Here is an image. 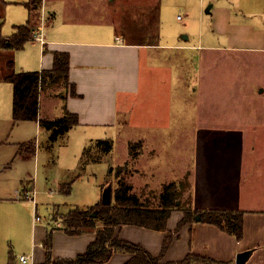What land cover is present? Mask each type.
I'll use <instances>...</instances> for the list:
<instances>
[{"label":"rangeland","instance_id":"1","mask_svg":"<svg viewBox=\"0 0 264 264\" xmlns=\"http://www.w3.org/2000/svg\"><path fill=\"white\" fill-rule=\"evenodd\" d=\"M45 2L50 5L51 0ZM112 9L116 11V3L111 0H65L64 8L56 7L49 17L42 14L41 22L49 24L50 19L57 26L72 21H109L122 26L126 18L114 15ZM158 10L162 33L150 37L158 40L155 35L161 33V41L185 43L183 32L190 37L188 44H197L201 26L197 0H162V10ZM19 17L18 11L8 15L0 33L12 32V21ZM128 36L146 39L138 34ZM25 42L21 53L34 57L35 45ZM12 49L8 57L14 61L12 54L19 49ZM4 59L0 54V77L11 71ZM22 68L14 67L27 70ZM68 89L62 81L47 85L40 96V116H63ZM262 89L264 57L257 52L161 46L143 52L139 91L121 95L118 123L74 124L52 137V130L39 121H14L13 84L0 78L3 194L14 195L17 190L21 198L26 193L32 197L22 198L21 206L24 222L30 219L31 231L27 233L24 226L22 239L8 242L12 253L30 255L33 241L38 245L51 234L52 257L57 259L73 239L64 229L63 217L76 206L96 205L106 184L111 181L116 190L120 177L155 205L165 184L177 182L181 209L172 213L166 231L142 226L118 231L120 238L143 245L153 255L162 256L164 263L178 262L189 253L190 233L178 230L183 208L264 210ZM99 139L110 141L109 152L102 151ZM31 143L36 152L26 151ZM34 210L40 218L35 219L38 227L33 233ZM176 231L179 234H173L164 252L166 234ZM18 264H30V259Z\"/></svg>","mask_w":264,"mask_h":264},{"label":"crops","instance_id":"2","mask_svg":"<svg viewBox=\"0 0 264 264\" xmlns=\"http://www.w3.org/2000/svg\"><path fill=\"white\" fill-rule=\"evenodd\" d=\"M26 1L28 0H0L1 28L4 27L8 15L15 11L20 14L19 19L12 21V32L6 33L2 30L1 38L16 37L17 25L27 23L29 10ZM45 1L43 0L42 3L41 17L42 14H48L49 17L55 12L56 7L65 6V0H51L50 5ZM111 1L116 3V11L112 9L114 15L122 16V19L126 18L122 26L113 25L109 21L88 23L72 21L55 26L49 19V24L41 22L40 30L35 32L32 30L34 36L27 39L35 45L34 49L37 53L34 57L21 53L26 49V42L23 49L13 51L12 54L15 68L21 65L22 69L43 70L53 67L55 50L70 53V84L64 97H66V110L78 114L80 125L98 126L118 123L121 95L139 91L142 54L145 50L161 46L206 47L209 50L257 52L264 57V0H197L201 26L197 44L193 45L188 44L190 37L183 32L181 38L186 41L185 43H168L159 40L162 20L156 18V13L159 12L158 8L161 7L162 10V0ZM182 1L186 2V0ZM109 4L108 8H111L112 5L110 2ZM17 6L23 9H16ZM185 8L188 10V7ZM155 32H161L160 35H155L158 40L150 37ZM128 34L143 35L146 39L134 40L129 38ZM11 50L13 49L0 48V54L5 56L4 65L8 66L12 61L8 57ZM6 74L4 73L0 78H4ZM72 89L75 90V94L71 93ZM4 166L6 167L5 164L2 165ZM4 187L5 184L0 182V264L8 263L9 254L12 252L9 244L11 242L14 244L15 240L18 243V239H22L24 226L27 233L31 231L28 224L30 219L24 222L21 193L16 190L14 195H4ZM31 198L27 193V197L24 196L23 200ZM176 210L179 209L173 210L172 213ZM244 211V236L240 240L218 225L201 220L183 226L182 228L190 233L191 242L188 252L206 256L215 262L235 264L240 251L253 248V253L246 264H264V210ZM37 215L34 210V216L32 215L31 218L34 223L33 233L38 227L35 220ZM129 226L137 225H124L120 229ZM68 235L73 238L70 247L63 254L56 253L58 257H75L84 252L94 239L95 232ZM45 239L38 245L33 241L31 254H25L30 257V264L45 262L46 250L43 244ZM37 246L41 247L42 251ZM52 252H55V249ZM18 255L15 254L16 264L21 262ZM41 255L43 258H40ZM128 258L129 254L117 252L105 264H120Z\"/></svg>","mask_w":264,"mask_h":264},{"label":"trees","instance_id":"3","mask_svg":"<svg viewBox=\"0 0 264 264\" xmlns=\"http://www.w3.org/2000/svg\"><path fill=\"white\" fill-rule=\"evenodd\" d=\"M43 0H28L26 6L29 10V18L26 24L17 25V36L14 38H1L0 48H17L24 46L25 40L34 36L32 30L41 28V7ZM11 69L5 75V79L13 84V106L12 114L15 122L32 120L39 121L48 130H52V137L63 129L72 127L79 123L77 113L66 110L65 114L55 119L43 118L39 114V100L42 90L47 85L59 82L69 83L70 53L68 51L55 50L54 63L50 69L22 70L14 69L13 61L8 63ZM75 94V90H71ZM109 152L112 144L109 140L99 139L97 142ZM140 145V143H138ZM134 145H130L132 150ZM33 148V149H32ZM26 151H34V145L29 144ZM120 170V169H119ZM118 170V171H119ZM119 185L113 190L112 201L104 204L102 200L91 207L76 206L64 217L65 231L70 235L95 232L94 239L89 243L87 249L75 257H52V237L48 234L44 247L46 260L41 264H105L117 252L129 254V258L120 264H213L214 260L195 253H188L186 257L178 262L164 263L162 256L153 255L143 245L130 242L119 237L118 230L124 225H137L155 230H167L168 219L175 209H181L178 203L177 182L166 183L157 205L152 204L150 199L143 198L134 192L132 185L120 177ZM25 193V192H24ZM27 197V193L25 195ZM184 216L180 220L178 230L188 223L197 221L196 215H201V221L218 225L223 230L234 234L237 239L244 236V210L238 209H193L183 208ZM97 212L93 216V212ZM119 228V229H118ZM177 230V231H178ZM168 232L165 236L164 252L172 241L173 234ZM7 264H16L15 255L10 252Z\"/></svg>","mask_w":264,"mask_h":264},{"label":"water","instance_id":"4","mask_svg":"<svg viewBox=\"0 0 264 264\" xmlns=\"http://www.w3.org/2000/svg\"><path fill=\"white\" fill-rule=\"evenodd\" d=\"M208 10V9H207ZM112 196H113V186H112V183L111 181L108 182L106 184V186L104 187L103 189V193H102V202L104 204H109L111 203L112 201ZM179 203V201H178ZM96 211L93 212V216L96 215ZM196 219L197 220H200L201 219V215L200 214H197L196 215ZM253 248L251 249H246V250H243V251H240L238 254H237V257H236V261H235V264H246L248 259L250 258L251 254L253 253ZM213 264H225V263H219V262H215Z\"/></svg>","mask_w":264,"mask_h":264},{"label":"built area","instance_id":"5","mask_svg":"<svg viewBox=\"0 0 264 264\" xmlns=\"http://www.w3.org/2000/svg\"><path fill=\"white\" fill-rule=\"evenodd\" d=\"M39 35H41L40 37H41V39H42V33H40ZM118 40H120L119 37H118ZM39 218H40V216L37 215V216H36V219H39ZM18 258H19V260L22 261V262H27V261H29V259H30V257L27 256V255H25V254L20 255ZM31 259H33V258H31Z\"/></svg>","mask_w":264,"mask_h":264}]
</instances>
